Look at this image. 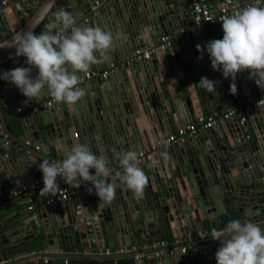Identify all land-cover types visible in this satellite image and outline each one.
Here are the masks:
<instances>
[{
  "label": "water",
  "instance_id": "water-1",
  "mask_svg": "<svg viewBox=\"0 0 264 264\" xmlns=\"http://www.w3.org/2000/svg\"><path fill=\"white\" fill-rule=\"evenodd\" d=\"M2 1L0 40L9 35L2 54L14 48L17 33L33 31L43 19L45 24L52 22L53 13L60 9L70 12L77 26H99L113 35L111 51L87 73L114 65L136 50L155 48L149 61L112 71L107 78L89 85L88 90L84 88L86 95L74 106L59 102L35 112L24 110L27 114L18 119V136L9 132L2 116L36 105L49 94L45 91L42 97L30 101L13 84H4L0 88V187L4 195L9 189L43 186L39 164L46 160L44 155L57 158L50 163L61 162L73 147L86 145L113 168L120 164L117 154L147 151L179 127L197 124L213 112L232 107V97L243 104L264 94V84L261 90L247 70L237 74V93L231 94L230 78L212 69L205 47L213 39H222V24L192 32L187 0H61L60 6L58 0H43L29 19L17 18V9L30 11L31 0H7L3 5ZM124 1L132 13L128 19L119 9ZM206 2L211 9L219 10L220 5L226 9L249 0ZM84 16L88 17L82 19ZM181 32L189 34L176 43L171 41L162 51L157 48L160 38ZM136 37L141 41L136 43ZM197 45L204 50L198 51ZM4 56L6 59L0 58V63L16 58V49ZM18 67H29L26 57ZM31 75L35 78L37 69L32 68ZM201 77L217 81L214 94L198 86ZM145 138L148 147L143 144ZM155 152L149 160L138 161L148 177L143 198H135L125 185L110 180L117 184L116 197L106 204L99 201L94 189L89 192L91 182H84L81 186H86L71 192L69 201L44 204L36 220L27 217L26 222L14 223L0 215V247L19 242L35 244L42 238L43 249L60 250L62 239L65 247L70 245L78 251L80 241L85 239L90 250H128L147 245L157 236L170 235L174 239L204 233L206 220L211 229H216L231 217L264 228V184L260 183L264 177V108L252 110L244 128L227 120L183 143L163 148L158 164L154 163ZM162 152L167 156H161ZM90 174L95 175V170L90 169ZM57 183L60 189L76 188L59 177ZM94 237L101 240L100 244L94 242ZM208 241L213 239L192 241L188 247L197 246L184 254L146 256L131 264H217L215 253L222 244L210 245ZM26 261L4 262L0 254V264H42L41 260Z\"/></svg>",
  "mask_w": 264,
  "mask_h": 264
},
{
  "label": "clouds",
  "instance_id": "clouds-1",
  "mask_svg": "<svg viewBox=\"0 0 264 264\" xmlns=\"http://www.w3.org/2000/svg\"><path fill=\"white\" fill-rule=\"evenodd\" d=\"M53 17L39 35L32 31L16 34L13 39L16 55L26 57L29 67L6 71L0 79L13 84L30 101L39 99L47 91L56 102L74 106L86 95L85 89L78 86L81 83L79 73H87L92 65L106 58L114 38L111 32L99 26H77L72 14L64 9L53 13ZM222 30V39H213L205 46L212 69L230 78L233 95L237 93V74L246 70L261 89L264 84V7L250 4L225 17ZM197 49L204 50L200 45ZM32 68L38 71L35 78L31 75ZM216 83L201 77L198 86L214 94ZM160 155L166 157L167 153ZM117 158L123 171L115 173L103 156H98L86 145L73 147L61 162L42 160L39 164L43 174L40 193L55 194L60 190L58 177L77 188L84 182H91L89 192L94 189L99 201L108 204L114 201L117 188L115 182L109 181L118 179L135 198H143L148 177L138 166V153L128 150L117 154ZM90 169L95 170V175L90 174ZM210 237L222 242L215 253L217 264H264V230L259 224L233 220L223 231L213 230Z\"/></svg>",
  "mask_w": 264,
  "mask_h": 264
},
{
  "label": "crops",
  "instance_id": "crops-1",
  "mask_svg": "<svg viewBox=\"0 0 264 264\" xmlns=\"http://www.w3.org/2000/svg\"><path fill=\"white\" fill-rule=\"evenodd\" d=\"M43 0H34L32 2L33 6L31 8L30 11H27V9L25 8H21V9H17L18 14L20 15V17L18 16L17 18H22L25 17L26 19H29L30 16L32 15V13L34 12V10L40 5V3H42ZM250 1V0H249ZM262 7H264V0H262L261 3ZM58 5H61V0H58ZM246 5V3L240 4L237 7L238 10H242L244 8V6ZM219 5L217 4L216 6H214V8H217ZM221 6V5H220ZM130 8V5H128L125 1L123 2V7L120 6L119 9L121 11H124V14L126 15L127 19L128 16H130V11L128 10ZM111 9V8H110ZM124 9V10H123ZM189 9V8H188ZM142 10V7H141ZM24 11V12H23ZM23 12V13H22ZM112 12V10H111ZM126 12H128V15L126 14ZM22 13V14H21ZM13 15H15L14 12H12ZM88 16H84L82 19L87 18ZM104 17V16H103ZM106 19V17H104V19H102V21L104 22ZM81 20V19H80ZM18 25V24H17ZM45 20L43 19V21L40 22L39 25H37L33 31L35 29L39 28V34H41L44 29H45ZM20 27V26H19ZM12 29V28H11ZM13 30V29H12ZM32 31V32H33ZM63 31V30H62ZM189 32V31H188ZM188 32H181L184 37H186V35H188ZM12 34H14V32H12ZM180 34V33H179ZM178 34H173L170 37V40L173 41L174 43L178 42V38H177ZM9 38V35H5L2 40H0V58H5L6 56H4L5 54H8L9 52H12V50H14L15 48H12L11 50H9L7 53L2 54L1 51L6 49L7 46V39ZM141 39L139 37L135 38V42L138 43L140 42ZM24 59V57L22 56H17L16 58L10 59L7 62L4 63H0V76H2V74L6 71L12 70L16 67H18L21 63V61ZM111 74V73H110ZM109 74V75H110ZM108 75V76H109ZM107 78V77H106ZM95 79H87V80H83L80 83L79 87L85 88L88 90V86L89 85H93L96 84ZM4 84H11L10 82L4 80V79H0V88L2 89V86ZM17 91V90H16ZM44 100V99H43ZM43 100L40 101V103L43 102ZM231 104L232 106L234 105H238L241 104L237 97H232L231 98ZM39 104V103H38ZM32 107V106H31ZM28 108V107H26ZM21 109V108H20ZM27 113H16L13 112L12 114H8L5 113L2 118L4 119V123L5 125L8 122V119L11 116H15L17 115L20 119H23L26 116ZM254 119V118H253ZM39 120V118H38ZM205 120L199 122L196 124V126L198 128H200L201 124L204 122ZM254 123L255 119L253 120ZM187 124V123H186ZM182 127V126H181ZM247 130V128H245ZM11 134L13 136H17L18 134H20V132H16V131H12ZM69 134L71 135V139L74 141L75 143V138L72 137V129H69ZM195 137V136H194ZM149 140H151L150 137H148ZM144 145H146L148 147V140L145 138L144 139ZM171 145V144H170ZM169 144H162L161 146H159L155 151L156 154H154V162L157 161L159 158L161 159V157H159V153L163 148L168 147ZM149 150V148H148ZM140 152H147L145 150ZM139 152V153H140ZM44 157L46 158V160L51 161V160H56L57 158L52 157L50 155H44ZM151 162V160H150ZM152 163V162H151ZM120 165V164H117ZM117 165H115L113 168H111L113 170V172H117L122 170V168H118ZM264 178V177H263ZM118 180V179H117ZM120 181L118 180V183ZM37 184L38 181L36 182ZM34 185V184H33ZM83 186H86V184H84ZM83 186H80V188H82ZM9 187V186H7ZM43 186H38L35 185L33 187H28L25 186V192L20 194L19 196L10 198L9 196V192H11V190H7L6 195H4V193H2L1 191V187H0V215H5L4 219L7 221L9 219V221H13L14 223L19 222V221H27V217H33L34 220H36V217L39 214V209L44 205V200L46 199V195H42L40 193V190L42 189ZM60 188V187H59ZM80 188H72L70 191L66 190L68 192V198L65 201H69L70 198V194L73 191H76ZM55 204H58V202H56ZM31 206L32 209L31 210H27V207ZM11 217V219H10ZM233 220H237L236 217H231L229 219V221L226 224H222L219 227H217L216 229H211L209 227V222L206 220L205 224H206V231L204 233H196L195 235L191 236L192 241H204V240H208L212 233L213 230L216 231H223L225 229V226L228 225V223H230ZM223 222V221H222ZM29 224H33V222H29ZM214 224V223H213ZM264 230V228H262ZM144 234L146 235V232H144ZM38 238V237H37ZM184 238V237H183ZM183 238H172L170 235L167 236H157L154 239H151L150 243L144 246H140V247H133V248H129L127 251L124 250L123 248H118V247H113V248H109V249H103L101 248L100 250H90L88 248V243L89 241H86L85 239L80 241V248L77 251L76 249H74L73 247H71L70 245H68V247L63 245V241L61 239V249L60 250H49V249H43L42 248V244H44V240L41 238V240L37 241L35 244H29V242H19L18 244H14V245H10L7 244L6 246H1L0 247V254L4 260V262H10V261H20L22 263L27 262L26 260L29 259V262H34V261H38L41 260L42 264H63L64 261H66V264H90L92 263H96V264H101L104 262H108L109 264H131L133 260H139V259H143L146 256H154L155 252L152 253H145L142 254L144 251H149L152 250V246L151 243L154 242H161L163 245L162 247L157 246L155 247L156 249H159V251H161L162 249L160 248H167L166 251L161 252L163 254H161V256L165 257L167 255H172L173 253H178V250L180 248V241ZM93 241V240H92ZM94 242L99 243L101 242L100 239H96L94 237ZM210 245H217L219 243L222 244L221 241H208ZM56 243V242H55ZM207 244V242H205ZM203 244V243H201ZM198 244V245H201ZM56 245H54L53 242V247L55 248ZM197 245H190L189 247L187 246L186 252L187 253L191 248H194ZM51 249V248H50ZM118 249H122L123 251H125L122 254H117V250ZM105 250H108L109 255L105 256L103 253ZM157 250V252H159ZM136 254V256H135ZM136 258H135V257ZM43 261H46L45 263Z\"/></svg>",
  "mask_w": 264,
  "mask_h": 264
},
{
  "label": "built area",
  "instance_id": "built-area-1",
  "mask_svg": "<svg viewBox=\"0 0 264 264\" xmlns=\"http://www.w3.org/2000/svg\"><path fill=\"white\" fill-rule=\"evenodd\" d=\"M16 2H22L27 0H15ZM32 2L34 0H31ZM7 0H4L1 2L3 5L6 3ZM188 8L191 12V22H192V32H199L201 29H207L212 27L215 24H222V21L225 17L231 16L236 11H239L236 7H227L226 9L224 7H219V10H213L208 5L206 0H187ZM262 3V0H250L244 8L248 7L250 4L260 6ZM227 4V3H226ZM243 8V9H244ZM184 37L182 33L177 35L178 40H181ZM170 38L169 37H162L159 40V43L157 45V48L159 50H164L170 45ZM155 48L151 47L149 49H146L144 51H134L130 53L127 57L121 59L119 62H117L114 65H109L107 68L98 71L96 73H83L81 82L83 80L87 79H105L112 71H115L120 68L128 67L132 63L140 62V61H149L151 56L154 54ZM80 86V85H78ZM56 102L50 95L43 100L42 103L33 105L32 107L28 108H19L16 109L14 112L16 113H22L24 110H28L31 112H35L38 110V108H47L51 107L52 105L56 104ZM264 108V94L261 96L254 98L246 103L234 105L222 112H213L211 113L206 120L201 124L200 128L196 126V124H188L182 127H179L176 129L173 133L167 135L162 141H159L156 143L154 147H150L147 152H140L138 153V161L140 159L149 160L150 155L162 144H174V143H183L186 138L188 137H194L197 135L199 131L203 130H209L215 128L219 123L227 120H233L235 123L239 126L244 128L247 123V115L252 111L256 109H262ZM75 136V135H73ZM118 168H120V165H117ZM260 183L264 184V178L260 179ZM25 192V186L20 187L17 191H11L9 192L10 198L19 196L20 194ZM68 198V192L66 189H60L55 194L49 193L44 200L45 205L53 204L56 202H63ZM32 207L28 206L27 210H31ZM198 234V233H197ZM192 242V239L190 236L184 237L180 241V248L178 250L179 254H184L186 252L187 246ZM162 243L160 242H154L151 243L152 248L156 249L155 247L160 246L162 247ZM124 249V248H123ZM167 249V248H166ZM164 249L163 251H155L154 255L158 256L166 251ZM125 250V249H124ZM127 251V250H126ZM125 251L122 249L117 250V254H122ZM105 256L109 255L108 250H105L103 253ZM136 256V254H135ZM134 256V257H135ZM136 258V257H135ZM44 263L46 261H43ZM63 264H66V261L63 262Z\"/></svg>",
  "mask_w": 264,
  "mask_h": 264
},
{
  "label": "trees",
  "instance_id": "trees-1",
  "mask_svg": "<svg viewBox=\"0 0 264 264\" xmlns=\"http://www.w3.org/2000/svg\"><path fill=\"white\" fill-rule=\"evenodd\" d=\"M34 34H37L39 35V28L38 29H35L33 31ZM19 117L17 115L15 116H11L9 119H8V122L6 124V127L7 129L9 130V132L11 133L12 131H16L19 133V121H18ZM19 135V134H18ZM17 135V136H18ZM227 227V225L225 226ZM89 264V263H88ZM90 264H96V263H90ZM101 264H109L108 262H104V263H101Z\"/></svg>",
  "mask_w": 264,
  "mask_h": 264
}]
</instances>
